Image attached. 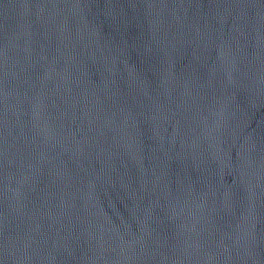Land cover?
I'll list each match as a JSON object with an SVG mask.
<instances>
[{
	"label": "water",
	"instance_id": "95a60500",
	"mask_svg": "<svg viewBox=\"0 0 264 264\" xmlns=\"http://www.w3.org/2000/svg\"><path fill=\"white\" fill-rule=\"evenodd\" d=\"M0 264H264V0H0Z\"/></svg>",
	"mask_w": 264,
	"mask_h": 264
}]
</instances>
